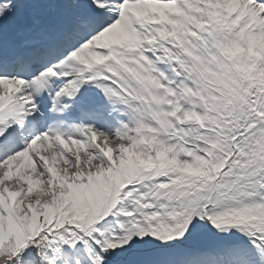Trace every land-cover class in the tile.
I'll return each mask as SVG.
<instances>
[{
	"label": "snow or ice",
	"instance_id": "obj_1",
	"mask_svg": "<svg viewBox=\"0 0 264 264\" xmlns=\"http://www.w3.org/2000/svg\"><path fill=\"white\" fill-rule=\"evenodd\" d=\"M0 264H264V0H0Z\"/></svg>",
	"mask_w": 264,
	"mask_h": 264
}]
</instances>
